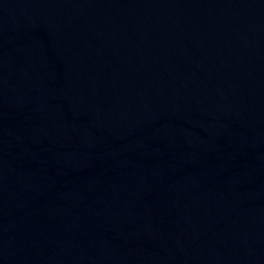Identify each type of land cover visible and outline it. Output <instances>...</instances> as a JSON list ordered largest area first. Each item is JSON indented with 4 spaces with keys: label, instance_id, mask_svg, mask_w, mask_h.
<instances>
[{
    "label": "water",
    "instance_id": "95a60500",
    "mask_svg": "<svg viewBox=\"0 0 264 264\" xmlns=\"http://www.w3.org/2000/svg\"><path fill=\"white\" fill-rule=\"evenodd\" d=\"M0 264H264V0H0Z\"/></svg>",
    "mask_w": 264,
    "mask_h": 264
}]
</instances>
